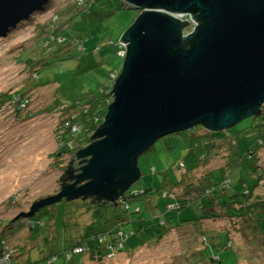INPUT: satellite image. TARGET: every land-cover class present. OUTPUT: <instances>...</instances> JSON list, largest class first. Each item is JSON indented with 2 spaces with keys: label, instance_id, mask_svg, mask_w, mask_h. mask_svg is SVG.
<instances>
[{
  "label": "rangeland",
  "instance_id": "1",
  "mask_svg": "<svg viewBox=\"0 0 264 264\" xmlns=\"http://www.w3.org/2000/svg\"><path fill=\"white\" fill-rule=\"evenodd\" d=\"M88 1L49 0L42 9L34 11L0 37V93L21 91L28 99L20 114H16L14 106L9 104L0 111V257L5 256L4 264H71L72 260L63 257L62 253L79 239L81 232H108L112 236L113 229L117 228L133 232L127 238L125 251L109 256L92 253L94 259L88 264H197L205 259L202 255H211L207 246L201 251L202 255L200 251L191 257L189 254V250L198 249L195 246L196 230L190 226L197 223L195 213L192 214L193 207L198 211L199 208L196 204L192 206L190 201H181L182 207L173 208L175 200L165 196V190L176 179L179 160H185L188 155L190 143L187 138L207 137L210 130L202 125L164 135L138 156L140 177L125 195L137 190L139 195L128 198V209L124 210L118 203L116 206L105 203L106 207L99 206L95 214L93 208L82 205L79 197L70 201L62 199L30 217L32 220L41 218L43 226L34 225L35 228L31 229L27 225L30 218L21 215L13 219L20 211L28 212L35 199L57 194L63 167L79 148L88 144L85 140H75V137L73 143L63 144L68 151L58 154L59 149L64 148L59 139L64 131L62 118L67 113L63 107L87 89L98 92L106 79L108 82L113 79L112 72L121 68L123 58L116 54V45L112 42L119 39L139 10L127 8L123 0ZM64 11H67L66 15L54 17ZM53 30L62 33L67 43L71 41L72 44L54 57L52 64L41 68L36 64L35 68L39 70L33 80L32 65L20 57L31 61L34 55L36 63L39 62L44 51L36 44ZM31 47L35 50L29 52ZM54 49L55 45L44 54ZM77 135L80 136L81 131ZM219 145L213 147L215 151L206 163L191 170L188 185L193 182L197 186V179L205 176L206 171L223 164L226 148ZM172 193L189 197L194 194L196 197L195 192L184 188H177ZM92 205L96 207V204ZM139 208L141 211H137ZM93 218L95 220L89 225L82 226V222ZM122 218L126 221L123 225L119 221ZM160 219L172 226L165 229L159 224ZM73 220L82 228L73 226L74 233L69 231ZM147 227L149 230L145 231ZM221 229L228 230L234 247L222 250L223 258L226 253H235L225 264H251L253 255L258 256L254 264H264V248L258 249L260 253L251 251L240 231L228 220L205 219L199 231L208 234L205 231ZM248 239L251 245L255 239L260 241V238ZM206 241L214 243L211 236H207ZM214 250L217 252V247ZM58 252L61 253L53 256ZM85 254L76 255L80 258ZM186 254L189 257L184 262L183 255Z\"/></svg>",
  "mask_w": 264,
  "mask_h": 264
},
{
  "label": "water",
  "instance_id": "2",
  "mask_svg": "<svg viewBox=\"0 0 264 264\" xmlns=\"http://www.w3.org/2000/svg\"><path fill=\"white\" fill-rule=\"evenodd\" d=\"M48 1L0 0V37ZM123 1L139 12L118 40L125 53L103 121L75 152L87 158L75 175L86 181L35 199L13 219L63 198L121 197L140 177L138 156L158 138L195 125L221 130L259 113L264 0ZM181 14L197 23L193 31L182 30Z\"/></svg>",
  "mask_w": 264,
  "mask_h": 264
},
{
  "label": "trees",
  "instance_id": "3",
  "mask_svg": "<svg viewBox=\"0 0 264 264\" xmlns=\"http://www.w3.org/2000/svg\"><path fill=\"white\" fill-rule=\"evenodd\" d=\"M94 1L95 0H89L88 2L93 3ZM74 3L78 4V2ZM125 6L129 8L127 4H125ZM60 13L62 14V12ZM66 13L67 11H64L62 15L58 14L54 17L60 18V16L66 15ZM187 27L188 24L186 22L184 23L183 29H187ZM118 40L113 41L112 43L116 45V54L121 56L119 54L121 47L118 44ZM70 43L72 44L71 41ZM70 43H67L66 36L53 30L48 32L47 36L44 37L43 40H39L36 44L39 48H43L44 52L45 50L48 52V50L55 45L53 52L51 50L49 51L50 53L44 54L43 52V57L37 63L36 59H34V55L31 61L22 57H20V60L24 59L22 61L28 63L29 66L32 65L33 73L31 76H33L32 78L34 80L36 79L39 70V68H35L36 64L40 66V68L41 66L43 67L52 64L51 62L53 58L60 54L66 47H69L71 45ZM80 46H83V44H80ZM80 46L79 48H81ZM32 50L35 49L31 47L29 52ZM121 57L123 58V56ZM120 69L116 72L112 70L113 79L109 82L107 81L108 79H106L107 82L105 81L102 84L98 92H95L93 89H87L78 96V98L73 99L67 107H63V109L58 107V109L67 112L66 117L62 118L61 126L64 131L62 130L63 133L59 135V139L64 148L59 149V155L68 151L67 147L63 145L64 143H68V141L70 143L72 141L73 143L75 140H85L88 144L92 141L90 136L94 130L101 125V121L107 111V106L112 100V85L118 76ZM6 104L14 106L16 114H20L23 107L28 104V99L21 91L16 93H0V111ZM75 126H77V128L73 129ZM79 131H81L80 136L77 135ZM75 137L77 138L74 140ZM207 137L194 136L190 137V139L189 137L187 138L190 143L188 155L185 157V160H179L177 166L180 169L177 173L176 179L168 184V190H165V196H169L171 199L175 200V202L172 203L174 206L173 208L175 209L182 207L181 201L193 202L192 206L196 204L199 208L198 211L193 207L192 214L195 213L194 215L197 217L195 221H197V223L194 226H190L192 229L196 230L194 231L197 241L195 246L198 247V249L195 251L189 250L190 257L192 254L198 253L199 251L202 255L201 251L207 246L211 250V255H202L205 259L198 261L197 264H225L227 259H231V256H234L235 254L233 253L230 255L229 253H226V256L224 255L223 258V254L221 253L222 250H231L234 248L231 235L226 229H221L215 232L205 231L208 234L199 231L202 221L205 219H226L230 224L237 228V231H240L242 234L241 237L243 236L247 242L246 246L251 248V251H257L260 253L258 249L264 248V104L260 107L259 113L253 115L250 120H243L234 128L232 127L216 131L210 130ZM70 143H68V145ZM216 145L223 147V149L226 148L222 157L223 164L217 168L206 171L205 176L197 179V186H195L193 182H190L191 185H188L187 181L191 170L200 163H206L207 158L211 157L212 152L215 151ZM214 146L215 148H213ZM187 161L190 162V164H187ZM177 188H184L185 191L191 190L193 193L195 192L196 197H194V194L189 197L184 195L178 196L176 193H172ZM138 195L139 190L135 192L130 191L129 195H124V198L122 199L128 204V198H134ZM93 202L102 204L103 207H106V205H104L106 201L100 202L98 200L97 202ZM116 204L117 203H113L114 206H116ZM128 208L129 206L127 209ZM139 210L140 208L137 209V211ZM39 212H37V214ZM29 221L31 229L35 228L34 225L39 227L44 225L43 220L39 217L36 220L30 219ZM198 221H200V224ZM120 222L121 225H123L126 221L120 220ZM159 224L162 227L164 226L165 229L172 226V224H168L161 219ZM147 230H149L148 227L145 231ZM113 231L114 232L110 231L113 233L112 236L108 234V232L95 231L89 234L86 233L80 242L64 249L62 256H70L67 257L70 259L74 254H81L82 252H71L69 255L71 248L80 244L90 246L89 252L83 253L99 252L102 256H107L109 253L114 254V252L118 251H125L123 249L127 248L125 246L129 239L128 236L133 232L131 233L124 229L118 230L117 228L113 229ZM120 231L121 233L119 234ZM101 234L104 236L107 235L108 240L105 245H111L112 248H107L102 246V244L96 243V237ZM207 236H211L214 239V243H207ZM248 238H260V241L255 239L251 245ZM119 243L122 244L121 247H118ZM215 244L216 246H214ZM214 247H217V252H215ZM59 253L61 252L53 254V256L56 257ZM186 257H189L188 254L183 255L184 262ZM257 261L258 256L256 257V255H253L250 263L254 264Z\"/></svg>",
  "mask_w": 264,
  "mask_h": 264
},
{
  "label": "flooded vegetation",
  "instance_id": "4",
  "mask_svg": "<svg viewBox=\"0 0 264 264\" xmlns=\"http://www.w3.org/2000/svg\"><path fill=\"white\" fill-rule=\"evenodd\" d=\"M137 12H138V10H137ZM187 24H188V21H187ZM102 121H101V123H102ZM86 159L87 158H78L77 154H75V156L72 157V159L67 163L66 168L64 170H62L63 172H62V174H61V176L59 178V188H58L57 192H59L64 186L74 185V186L77 187L79 184H81V183L86 181V180H82V181L77 182V178L75 176L77 173L80 172V167L82 166V164H84ZM126 191L123 192L121 197H117V198H114V199H107L106 200L105 198H101V197H97V196H86V197L84 196V198H80V200H82L84 202H87V201H92V202L96 201L97 202L99 200L100 202L106 201V203H118L120 205H123V209H127L128 204L126 203V201L124 199H122V198H124V195H125ZM78 198L79 197H77V199ZM63 199H66L68 201L72 200V199H67V198H63ZM100 202H98V203H100ZM94 204H97V203H94ZM98 205H101V204H98Z\"/></svg>",
  "mask_w": 264,
  "mask_h": 264
},
{
  "label": "built area",
  "instance_id": "5",
  "mask_svg": "<svg viewBox=\"0 0 264 264\" xmlns=\"http://www.w3.org/2000/svg\"><path fill=\"white\" fill-rule=\"evenodd\" d=\"M176 17H178V18H180L181 20H184V19H186V20H188L189 22H188V27H187V29H183V31H185V32H191V31H193V28H194V26H196L197 25V23L195 22V21H193L191 18H190V16L188 15V14H181V15H177ZM120 45V50H119V54L121 55V56H124V53H125V48H124V45L122 44H119ZM75 128H77V126H75V127H73V129H75ZM107 240H108V237H107V235L106 236H104V235H98L97 237H96V239H95V241H96V243L97 244H102V246H105V247H107V248H112V246L111 245H105V243L107 242ZM114 241H116V240H114ZM121 243H119L118 244V247H121ZM89 250H90V246L89 245H83V244H80V245H75V246H73L72 248H71V250L69 251V255H70V253L72 252V253H78V252H89ZM109 254H113V253H109ZM4 257L5 256H2V257H0V264H4ZM67 257H70V256H67Z\"/></svg>",
  "mask_w": 264,
  "mask_h": 264
},
{
  "label": "crops",
  "instance_id": "6",
  "mask_svg": "<svg viewBox=\"0 0 264 264\" xmlns=\"http://www.w3.org/2000/svg\"><path fill=\"white\" fill-rule=\"evenodd\" d=\"M83 203H82V205L83 204H85V205H87V206H89L90 208H93L94 209V213L96 214V212H98L97 210V208L99 207V206H102V204L101 205H98V204H96V207H94L93 205H92V201H87V202H84V201H82ZM94 204V203H93ZM93 213H90V215H92ZM79 215H82V214H79ZM89 215V216H90ZM115 216H116V214H115ZM80 219V218H79ZM95 219L93 218V220L92 221H90V220H87L86 222H82V226H87V225H89L91 222H93ZM120 220V219H119ZM121 220H125L124 218H122ZM80 221V220H79ZM30 223V221L28 220L27 221V225ZM85 223V224H84ZM70 225V229H69V231L70 230H73V233L74 232H76V231H74V229H73V226H75V227H79L78 225H77V222H76V220H73L72 221V223H70L69 224ZM79 228H81V227H79ZM82 229V228H81ZM83 231V230H82ZM85 234L86 233H80V235H79V239L78 240H76V242H74L73 244H76V243H78V242H80L81 240H82V238L85 236ZM72 244V245H73ZM75 255V256H74ZM69 260L71 261L72 260V263L71 264H88V261H93V255H92V253H87V254H85V256H82V257H80V258H78V255H76V254H74ZM68 264V263H67Z\"/></svg>",
  "mask_w": 264,
  "mask_h": 264
},
{
  "label": "bare ground",
  "instance_id": "7",
  "mask_svg": "<svg viewBox=\"0 0 264 264\" xmlns=\"http://www.w3.org/2000/svg\"><path fill=\"white\" fill-rule=\"evenodd\" d=\"M93 133H94V132H93ZM93 133H92V134H93Z\"/></svg>",
  "mask_w": 264,
  "mask_h": 264
},
{
  "label": "clouds",
  "instance_id": "8",
  "mask_svg": "<svg viewBox=\"0 0 264 264\" xmlns=\"http://www.w3.org/2000/svg\"><path fill=\"white\" fill-rule=\"evenodd\" d=\"M119 44V43H118Z\"/></svg>",
  "mask_w": 264,
  "mask_h": 264
}]
</instances>
